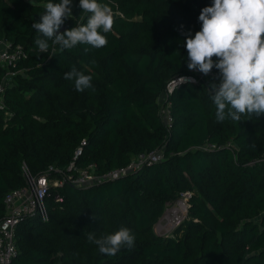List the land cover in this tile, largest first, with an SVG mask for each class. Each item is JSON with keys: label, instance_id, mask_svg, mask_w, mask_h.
<instances>
[{"label": "trees", "instance_id": "1", "mask_svg": "<svg viewBox=\"0 0 264 264\" xmlns=\"http://www.w3.org/2000/svg\"><path fill=\"white\" fill-rule=\"evenodd\" d=\"M48 2L59 0H0V41L25 52L2 93L0 221L4 195L24 186V174L61 179L74 174L72 164L103 175L137 156L162 158L115 180L50 186L48 220H20L10 264H264V114L218 122L204 79L167 94L168 126L158 114L167 82L194 74L186 34L200 30L199 14L213 0H98L114 13L106 46L48 41L41 51L32 24ZM87 15L73 0L60 32ZM73 66L92 76L94 90L79 92L64 78ZM181 192L189 193L183 221L170 237L154 234L165 204ZM120 227L136 237L130 250L104 255L88 241Z\"/></svg>", "mask_w": 264, "mask_h": 264}, {"label": "clouds", "instance_id": "2", "mask_svg": "<svg viewBox=\"0 0 264 264\" xmlns=\"http://www.w3.org/2000/svg\"><path fill=\"white\" fill-rule=\"evenodd\" d=\"M79 7L88 14L86 23L60 32L65 20L72 17V0L45 5L39 21L32 24L40 33L35 44L41 51L48 50V41L64 49L78 44L93 48L107 45L104 33H109L114 25L111 7L98 0H79ZM198 20L200 30L194 36L190 32L186 34L184 42L187 67L205 76L213 68L218 70L219 82L209 84L216 120L239 122L243 115L264 114V0H213L211 6L202 8ZM64 78L74 81L79 92L93 89L92 76L78 71L75 66ZM190 79L179 78L184 82ZM87 238L98 246L101 254L109 256H115L122 247L132 249L136 240L127 227L99 238L89 233Z\"/></svg>", "mask_w": 264, "mask_h": 264}, {"label": "built area", "instance_id": "3", "mask_svg": "<svg viewBox=\"0 0 264 264\" xmlns=\"http://www.w3.org/2000/svg\"><path fill=\"white\" fill-rule=\"evenodd\" d=\"M24 57L25 52L20 45H10L6 41H0V109L3 108L2 93L4 91V86L13 73L11 68ZM212 75H215L213 70L207 76ZM182 76L192 78L187 82H196L202 79L205 80V77H207L198 71H194L193 75ZM182 76L175 77L168 81L165 85L164 91L158 95V114L165 126H168L170 123V116L168 113L169 101L167 100V94H169L176 85L184 82L179 80ZM4 115H6V113H4ZM209 148H212V146ZM78 153L79 151L76 152V155ZM161 158L162 155L159 152L137 156L126 166L111 169L103 175L94 174V165H88L85 168L76 169L72 164H69L67 171H74V174H65L61 179L50 180L47 175L31 177L24 174V186L20 189L6 193L3 197L4 216L0 221V264H10V261L15 254L14 232L17 224L23 217L35 215L41 222H46L48 220L44 200L50 186L57 188L66 183L69 186L81 188L98 184L106 180H115L135 172L144 164L157 163L161 160ZM47 171L61 173L60 170L53 169L52 167H49ZM179 194L184 198L178 204V209L180 210L178 212L183 211L184 215L179 221L175 220L174 226L171 228L172 232L183 221L187 209L189 193L181 192ZM54 201L61 203V199L58 195H55ZM175 203L176 201L173 200L172 202L165 204L163 213L160 217L161 219L168 207L174 205ZM175 209L176 208H174V210ZM166 217L167 216L165 215V218Z\"/></svg>", "mask_w": 264, "mask_h": 264}, {"label": "rangeland", "instance_id": "4", "mask_svg": "<svg viewBox=\"0 0 264 264\" xmlns=\"http://www.w3.org/2000/svg\"><path fill=\"white\" fill-rule=\"evenodd\" d=\"M72 4H73V0H72ZM208 82L212 83V82H219V76L218 75H212V76H207L205 77ZM158 101V100H157ZM184 197L181 196L179 193L175 194V201L176 203L174 205H171L170 207H168V209L166 210V212L163 214V218L159 219L156 221V223L152 226V232L155 234H158L160 236H164L167 237L171 235L172 233V227L174 226V222L175 220H180L184 213L183 211H180L178 209V204L182 201ZM173 206V207H172ZM174 208H176L174 210ZM165 215L167 216L165 218ZM171 229V230H170ZM171 232V233H170Z\"/></svg>", "mask_w": 264, "mask_h": 264}, {"label": "water", "instance_id": "5", "mask_svg": "<svg viewBox=\"0 0 264 264\" xmlns=\"http://www.w3.org/2000/svg\"><path fill=\"white\" fill-rule=\"evenodd\" d=\"M63 28H64V25L61 26L60 30H62ZM60 30H59V31H60Z\"/></svg>", "mask_w": 264, "mask_h": 264}]
</instances>
